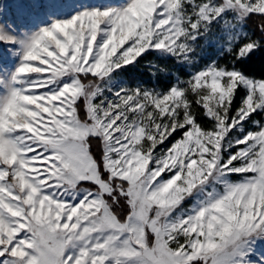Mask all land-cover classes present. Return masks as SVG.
<instances>
[{
  "label": "snow or ice",
  "instance_id": "snow-or-ice-1",
  "mask_svg": "<svg viewBox=\"0 0 264 264\" xmlns=\"http://www.w3.org/2000/svg\"><path fill=\"white\" fill-rule=\"evenodd\" d=\"M41 7L0 24V264H264V0Z\"/></svg>",
  "mask_w": 264,
  "mask_h": 264
},
{
  "label": "rangeland",
  "instance_id": "rangeland-1",
  "mask_svg": "<svg viewBox=\"0 0 264 264\" xmlns=\"http://www.w3.org/2000/svg\"><path fill=\"white\" fill-rule=\"evenodd\" d=\"M106 2H108V0H70V3H75L77 6L81 4L87 6ZM113 2H116V0H113ZM45 3L46 0H0V8H2V10H0V24L15 23L17 27H20L23 22L32 18L36 13L43 11L41 5ZM246 31L249 33L254 32L253 29L249 26L248 22L246 25ZM120 79L130 86L139 83L151 87V85H146L140 81L131 82L124 76V74H122ZM261 255H264V244L257 245L256 254L252 258L255 260L258 259Z\"/></svg>",
  "mask_w": 264,
  "mask_h": 264
},
{
  "label": "trees",
  "instance_id": "trees-1",
  "mask_svg": "<svg viewBox=\"0 0 264 264\" xmlns=\"http://www.w3.org/2000/svg\"><path fill=\"white\" fill-rule=\"evenodd\" d=\"M249 26L253 29V31L258 36L259 32L256 31L257 26L262 23L261 19L258 16H253L252 19L248 21ZM147 61H152L153 63H164V61H161L160 58L155 54L148 55L146 57ZM167 64L169 67L172 66V61L168 60ZM145 61L141 62V65L137 68H130L129 71L124 72V76L130 80L131 82L140 81L143 82L146 85H155L158 87H166L167 81L161 79L159 81H155L152 79V77L149 76L148 72L145 70ZM239 67H242L244 71L256 78L264 77V49L254 53L245 63L238 65ZM181 75L183 76L184 73L181 72ZM93 151L97 152L98 148L96 144H93ZM119 211V209H117Z\"/></svg>",
  "mask_w": 264,
  "mask_h": 264
}]
</instances>
